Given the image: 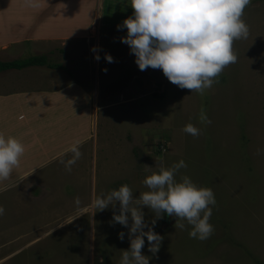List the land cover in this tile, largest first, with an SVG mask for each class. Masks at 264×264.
I'll list each match as a JSON object with an SVG mask.
<instances>
[{"label":"rangeland","instance_id":"374dc122","mask_svg":"<svg viewBox=\"0 0 264 264\" xmlns=\"http://www.w3.org/2000/svg\"><path fill=\"white\" fill-rule=\"evenodd\" d=\"M62 2V7L43 8L36 16L38 21L52 16L54 24L61 8L69 13L73 8L69 35L51 37L39 26L38 37L25 33L0 41V59L48 54L49 62L62 63L68 79L82 82L86 108L92 100L89 112L74 118L79 129L81 122L86 125L88 140L79 142L81 156L66 171L62 161L72 153L65 143L57 145L52 126L42 141L25 149L21 157L27 161L0 181V264H119L121 250L129 248L127 228L112 220L119 205L95 209L93 194L127 184L138 196L149 190L145 176L181 159L187 167L177 171L176 179L187 175L214 193L216 203L209 206L213 232L203 241L190 238L186 220H178L185 225L180 229L176 217L142 206L145 222L162 237L156 253L144 238L141 253L149 264H264V0H251L245 7L241 19L248 36L233 41L236 62L202 92L179 88L159 68L138 69L128 46L120 42L126 29L116 28L133 11L129 0H92L94 10L88 7L90 0ZM92 46L99 48V61ZM105 53L113 62L104 60ZM42 69V79L30 72L0 75V93L15 78L22 79L24 88H41L49 80L50 89L60 87L58 72L63 70ZM76 106L81 112L83 104ZM72 122L58 121L59 132H76ZM187 123L199 135L184 133ZM120 231L126 234L123 240L117 238Z\"/></svg>","mask_w":264,"mask_h":264},{"label":"clouds","instance_id":"9594fccd","mask_svg":"<svg viewBox=\"0 0 264 264\" xmlns=\"http://www.w3.org/2000/svg\"><path fill=\"white\" fill-rule=\"evenodd\" d=\"M251 0H129L133 9L131 15L116 25L126 29L120 42L128 46L134 55L139 70L147 67L159 68L168 81L179 88L202 92L210 88L225 66L236 62L233 41L248 36V26L241 19L245 7ZM32 7L39 6V0H29ZM93 58L100 60L98 46H92ZM104 60L113 58L105 53ZM106 71V69H105ZM200 119L209 122L201 114ZM184 133L197 136L200 130L192 123L181 129ZM79 142L72 143L68 151L71 158L62 161L66 171L81 156ZM25 151L24 145L15 137L0 134V181L7 180L12 169L19 164ZM184 160L174 162L170 167H160L145 176L143 183L149 189L138 196L133 195L127 184L109 190L106 194H93L91 207L104 210L119 205V214L113 213L112 220L127 228L129 248L121 250L119 264H149V257L141 253L145 237L148 250L156 253L162 237L144 220L142 206L156 213L176 217V227L184 229L186 220L190 225L188 236L198 240L207 239L213 232L209 223L212 207L216 200L211 188L198 187L187 175L176 179V173L186 168ZM146 169L151 167L145 166ZM73 202L80 204L79 197ZM4 208L0 205V215ZM159 218V217H158ZM152 225L155 220L151 221ZM147 228V231L144 229ZM125 232L117 233L123 240Z\"/></svg>","mask_w":264,"mask_h":264},{"label":"crops","instance_id":"0c3cea01","mask_svg":"<svg viewBox=\"0 0 264 264\" xmlns=\"http://www.w3.org/2000/svg\"><path fill=\"white\" fill-rule=\"evenodd\" d=\"M51 1L52 0H46L45 3L40 2L38 7H32L30 4H26L25 0H0V41L7 39L9 40L10 38L13 39L15 36L20 39L25 35V33L32 35L33 37H38L39 34L37 30L39 26H42L45 33L48 31L47 34L51 37L61 39V36L69 35V32H71L70 28L72 26L68 23H70V21L73 22L72 20L69 21V19H74L73 8L71 11L72 13H69L66 8H61V11L58 13V18L55 20L54 24L51 22L52 16H48L49 20H46L47 18L43 19L42 21L37 20V11L41 12L43 8L47 9L49 6L50 8L54 9L55 5H60L62 7V1L66 0H59L60 3L56 4H52L54 1ZM101 1L103 2V0ZM19 2L22 3L18 4ZM89 3L90 5L88 7L90 8L92 5V0H90ZM90 9L94 10L93 8ZM20 15H22L21 18ZM73 28L75 29L76 26H73ZM62 29L67 30L62 31ZM63 32H65V34ZM62 52L63 51L59 49L58 53L61 54ZM10 60L13 59H0V61ZM58 63L63 66L62 63ZM42 68H46L49 71L52 70L51 72H54V70H63V73L58 72L62 77L61 80L57 81L60 87L57 89H50V80L47 84L42 85L41 88L34 89L22 87L21 84L23 81L21 78H15L14 81L10 83V85L5 83L7 84V88L5 89H9L6 91V93H0V134L4 135L5 137H15L24 145L25 149L27 150L34 142L36 143V140H41L45 134L44 131L51 128L52 126L54 129L57 128L59 136L57 139L60 140L57 141V145L59 143L61 145L65 143L68 148L71 143L88 140L86 139L88 134L83 131V128L86 125H84V122L79 121L82 123L80 127H83L79 129L76 126L78 119L74 118L77 115L81 116L82 114L88 113L90 107H92V100L86 108L85 104L87 98L85 95L83 96L81 91L82 82L78 80H72V78H70L71 80L68 79L67 77H69V74L65 72L67 70L64 68V66V69H52L38 66L27 67L20 70L10 69L0 72V75L11 73L16 75L18 72H24L25 74L30 72L33 76L40 75V78L42 79L43 73L39 71L43 70ZM32 70L35 71L31 72ZM14 74L12 76H14ZM12 87L15 88L14 91L11 89ZM84 93H86V91ZM79 103L83 104L81 112L80 107L76 106ZM64 120L73 121L72 123L74 126H76L77 131L73 132L75 130L67 128L68 130H64V132H62V130L59 132L62 125L58 126V121L62 123ZM70 135H72V137H70L71 139L68 138ZM47 147L52 148L51 145H47ZM31 157L35 158V153L31 154L30 158ZM26 161L27 160L22 157L19 158L20 164H24ZM14 168H16V166Z\"/></svg>","mask_w":264,"mask_h":264},{"label":"trees","instance_id":"16d2710c","mask_svg":"<svg viewBox=\"0 0 264 264\" xmlns=\"http://www.w3.org/2000/svg\"><path fill=\"white\" fill-rule=\"evenodd\" d=\"M49 56V55H48ZM47 54L31 55L26 58L13 59L10 61H0V72L10 69H24L27 67H47L52 69H61L62 65L59 63L49 62ZM255 264H260L259 262Z\"/></svg>","mask_w":264,"mask_h":264},{"label":"bare ground","instance_id":"6f19581e","mask_svg":"<svg viewBox=\"0 0 264 264\" xmlns=\"http://www.w3.org/2000/svg\"><path fill=\"white\" fill-rule=\"evenodd\" d=\"M60 115V114H59ZM66 119V118H65Z\"/></svg>","mask_w":264,"mask_h":264},{"label":"water","instance_id":"95a60500","mask_svg":"<svg viewBox=\"0 0 264 264\" xmlns=\"http://www.w3.org/2000/svg\"><path fill=\"white\" fill-rule=\"evenodd\" d=\"M167 220V219H166Z\"/></svg>","mask_w":264,"mask_h":264}]
</instances>
